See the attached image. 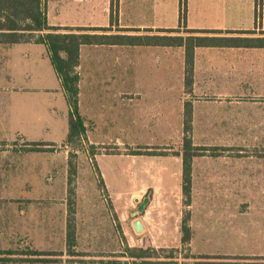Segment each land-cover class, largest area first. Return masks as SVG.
Masks as SVG:
<instances>
[{
  "label": "crops",
  "instance_id": "0c3cea01",
  "mask_svg": "<svg viewBox=\"0 0 264 264\" xmlns=\"http://www.w3.org/2000/svg\"><path fill=\"white\" fill-rule=\"evenodd\" d=\"M125 1L114 0L111 8V0H106V6L100 4L102 21L81 27L108 28L109 33L119 29L254 30L258 36L264 32V0H142L140 3L150 16L136 19L130 13L133 0L130 8L127 1V12L121 8ZM22 44L42 45H14ZM5 48L0 45V51ZM84 49L95 55L96 72L103 71L109 78L119 79L125 86V94L130 95L125 107L126 133L133 134L137 120L146 125L165 122L168 91L174 93L170 106L179 108L181 125L187 102L191 103L193 119L197 107L205 103L221 108L223 119L232 124L236 117L245 120L247 98L264 99V48H196L193 84L188 93L184 86L183 47L83 45L80 59ZM77 71L81 76L80 64ZM5 77L0 71V80ZM167 77H176L181 84H167ZM35 90L48 95L52 88L38 86ZM122 90L115 92L114 97H123ZM60 91L66 100L61 83ZM99 93V88L91 93L93 106ZM181 93L182 97H178ZM79 94L78 107H81L80 82ZM47 95L30 101H19L15 96L0 100V264H164L163 257L144 259L127 253L124 256V240L127 248H150L158 255L159 249L182 247L179 224L185 209L190 214L191 229L186 247L191 255L188 264H264V160L259 159L264 157V150H257L254 164L244 159L245 152L240 149L212 154L206 151L193 157L191 202L185 208L181 196V156L168 152L105 155L94 149L105 143L91 136L88 129L67 142L69 118L57 111L52 94ZM135 101L141 102L136 109ZM211 116L215 118L214 114ZM82 117L88 121L85 115ZM88 122L96 126L91 120ZM43 131L51 133L50 141L37 143L34 148L28 142L43 140L39 137ZM228 133L236 134V137L227 136L229 140L243 139L237 136L238 131ZM103 138L115 146L124 145L125 151L133 146L119 137L112 139L104 135ZM146 147L148 152L154 151ZM87 168L89 172L84 173ZM71 188L75 194L72 197L74 254L67 252L66 246ZM247 188L257 189V202L212 193ZM176 190L179 196L174 200L170 195ZM198 190L205 193L198 195ZM147 191L152 196L148 197V205L140 216L144 229L142 235L136 236L134 246L124 225L129 218L134 221L135 204L140 203L139 197ZM253 211L255 217L250 216ZM173 222L175 233L171 231ZM132 232L138 235L134 229Z\"/></svg>",
  "mask_w": 264,
  "mask_h": 264
},
{
  "label": "rangeland",
  "instance_id": "374dc122",
  "mask_svg": "<svg viewBox=\"0 0 264 264\" xmlns=\"http://www.w3.org/2000/svg\"><path fill=\"white\" fill-rule=\"evenodd\" d=\"M98 1L99 0H44L48 21L56 25L64 24L66 27H68V25L72 27L84 25L90 26L101 22L103 17L100 12L102 9L101 5L106 6V0H103L102 3H99ZM127 1L128 8H130V0H126L121 4V8L124 12H127ZM141 1L142 0H133L132 2L133 8L130 13L135 19L142 16H150L148 9L140 3ZM115 2L118 3V0H115ZM113 4L114 0H111V8H113ZM62 32H66V30H62ZM87 50L88 49H84L80 59L81 107H78V113L80 116L85 115L88 121L91 120L96 124V126H93L90 125V122L88 121L84 122L90 135L105 143L94 146L96 152L97 150H100V153L105 155H119L125 154L126 152H133L136 154L135 152L141 149L140 151H142L143 154L137 155H146L147 153L145 152L148 151H144L142 148L149 146V148L154 151L159 149V152L174 154L177 149L181 150L183 136L187 135L191 137L194 146L202 148L199 150L202 154H205L206 151L212 154V152L237 151L240 149L245 152L244 159L248 163L251 162V164H254L257 162V150H264V99L257 98V100H251L250 98H247L245 120L243 121L241 118L237 119L236 117L235 120H232V124H229L227 121L228 119H223L221 108H213L205 103L201 104V106H198L195 111L194 119L192 118L193 120L191 124L193 125L191 131L185 133L184 131H181L183 130V122L181 125L179 108L177 105L170 106V101L174 96V93L168 91L165 94V122L162 121L159 125H146L142 120H137L133 134H130L129 131L126 133L125 107L126 101L130 95L127 96L128 94H125V86L121 84L119 79L116 80L114 78H109L106 72L103 71H101L100 74L96 72L98 69L97 65H95V55L88 53ZM119 58V62H121V56H119ZM107 62L110 63V59H108ZM51 66L46 49L42 45L22 44L7 46V48L0 51V71L6 74V77L0 80V100H4L6 97L8 98V96H15L19 101L22 99L30 101V99H37L41 96L46 97L47 94L41 93L35 89L38 86H48L51 87L52 90L51 92L48 91L49 93L47 96L51 97L50 94H52L57 102V111H59L64 117L69 118L70 107L68 108V103H66V100L60 91V83ZM141 79L142 78H140V80ZM166 83L176 85L181 84L176 77H167ZM96 88H99L100 93L96 100V106H93L90 99L91 93ZM116 89L117 91H115ZM120 89H123V97L118 95L115 98L114 93L120 92ZM93 94L95 96L97 95L95 93ZM147 95L149 94L146 93V96ZM178 97H182V93L179 94ZM140 104L141 102L135 101L134 108H138ZM231 111H237V109H232ZM136 112L140 113L138 110ZM211 114H214L215 118H211ZM108 123H111V126ZM229 130L235 133L238 131L239 135L237 136L244 140L227 139V136H234L228 133ZM104 135H108V137H112V139H114V137H119V139L125 144L133 146H130L128 151H125L126 147L124 145L115 146L111 141L107 143L108 140H104ZM50 136V132L43 131L42 135L39 136L42 137L43 140L38 142L30 141L28 143L31 145L43 142L48 143V141H50ZM234 137H236V134ZM22 138L23 137H19V139ZM17 143L19 144L20 141H17ZM116 159L118 160V157H116ZM259 159L264 160V157ZM118 161H120V159ZM88 172L89 170L87 168L84 173ZM71 192L73 195L68 194L69 197L75 195L73 188L68 190V193ZM201 193L204 194L205 190H198V195H201ZM212 193L215 195L222 193L223 195L239 196L247 201L252 200L257 202V189L254 188H247L244 190H213ZM151 196L152 194L147 191L143 196L139 197V202H141L144 197ZM170 196L172 199L177 200L179 196L177 195V190ZM181 196L183 204L182 190ZM138 205L135 204L134 211ZM185 212H187L186 209L183 212V216ZM255 215V211L250 212V216L255 217ZM140 216L141 214L133 218H140ZM131 222L132 218L127 219V224L124 226H126L125 231L128 233V237L129 235L132 237L130 238V244H134L135 246V244H137L136 236H140L143 233L134 235L132 232L133 229L131 228ZM158 227L159 225L156 224L155 228ZM119 230L121 233L123 232L120 226ZM174 230L175 225L173 222V226L171 225V231L175 233ZM125 242L126 241L124 240V246L126 248L127 244ZM181 246L182 247L179 248L159 249V257L164 258V256L172 253V259L164 258V260H170L172 262H177L178 264H188L189 260H187L188 258L184 259V256L187 255L191 257L190 252L184 245L181 244ZM125 248L123 250L124 252Z\"/></svg>",
  "mask_w": 264,
  "mask_h": 264
},
{
  "label": "trees",
  "instance_id": "16d2710c",
  "mask_svg": "<svg viewBox=\"0 0 264 264\" xmlns=\"http://www.w3.org/2000/svg\"><path fill=\"white\" fill-rule=\"evenodd\" d=\"M258 6L261 4L258 3ZM66 30V32H62ZM76 31V32H75ZM108 28L57 26L51 25L45 8L44 0H0V45L11 46L20 43H35L45 46L49 60L60 80L70 107L67 142H72L86 131L85 119L78 113L80 75L77 68L80 64V47L83 45H119V46H160L184 48V86L190 92L193 84L192 72L194 51L199 47H233V48H264V32L256 35L254 30L248 31H208L179 29H139L122 30L109 33ZM129 32V33H128ZM192 106L187 102L183 110V131H191ZM33 145L34 148H37ZM147 151L148 147L142 148ZM199 148L194 146L189 136H183L180 151L174 152L182 158V195L183 205L188 207L191 202V161L200 155ZM136 154H143L142 151ZM146 155H162L164 152H145ZM73 173L70 168V174ZM73 195L72 192L69 193ZM73 201L69 197V219L67 221L66 246L67 252L74 254L76 246L73 224ZM190 214L185 212L180 222V241L187 247L191 239L189 226ZM129 254L135 258L153 259L159 255L153 249L125 248L124 256ZM172 259V253L164 256ZM189 256H184V259ZM194 259H216L211 256H193ZM164 264H178L168 260ZM182 264V263H181ZM204 264H210L205 262Z\"/></svg>",
  "mask_w": 264,
  "mask_h": 264
},
{
  "label": "water",
  "instance_id": "95a60500",
  "mask_svg": "<svg viewBox=\"0 0 264 264\" xmlns=\"http://www.w3.org/2000/svg\"><path fill=\"white\" fill-rule=\"evenodd\" d=\"M149 198L144 197L143 200L140 202V204L137 206L136 210L132 214L133 217H136L140 214H142L148 205ZM132 227L135 231L136 234H140L143 232L144 226L140 218H135L134 221L132 222Z\"/></svg>",
  "mask_w": 264,
  "mask_h": 264
}]
</instances>
